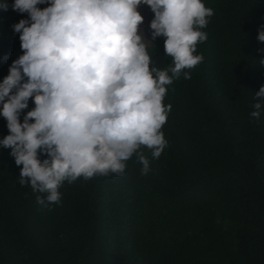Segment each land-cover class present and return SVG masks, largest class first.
I'll return each mask as SVG.
<instances>
[{
    "label": "trees",
    "instance_id": "1",
    "mask_svg": "<svg viewBox=\"0 0 264 264\" xmlns=\"http://www.w3.org/2000/svg\"><path fill=\"white\" fill-rule=\"evenodd\" d=\"M202 2L214 10L196 46L203 61L167 86V145L158 159L141 149L146 175L133 155L122 175L65 182L59 204H41L0 146V264H264V106L250 116L264 86V0ZM3 4L0 82L23 55L13 26L27 20L10 21ZM151 44L150 67L171 65L164 38ZM8 134L0 116V140Z\"/></svg>",
    "mask_w": 264,
    "mask_h": 264
},
{
    "label": "clouds",
    "instance_id": "2",
    "mask_svg": "<svg viewBox=\"0 0 264 264\" xmlns=\"http://www.w3.org/2000/svg\"><path fill=\"white\" fill-rule=\"evenodd\" d=\"M141 4L154 14L152 40L163 37L171 57L163 69L150 67ZM0 7L7 11V4ZM12 9L29 19L13 26L23 55L0 82V116L9 132L0 146L22 166L20 187L42 194L37 203L59 204L65 182L122 175L133 155L146 175L150 160L141 149L153 159L165 149L167 86L203 61L196 46L207 40L201 29L214 10L202 0H14ZM257 40L264 43V29ZM261 97L264 86L252 97V118L261 115ZM29 99L34 108L21 122Z\"/></svg>",
    "mask_w": 264,
    "mask_h": 264
},
{
    "label": "rangeland",
    "instance_id": "3",
    "mask_svg": "<svg viewBox=\"0 0 264 264\" xmlns=\"http://www.w3.org/2000/svg\"><path fill=\"white\" fill-rule=\"evenodd\" d=\"M9 1L11 3V6H12L13 3H14V0H9ZM47 6H48L47 4L37 5V7L40 8V9H43V8H45ZM138 11L144 17V21L140 25L141 31L143 33V36H144L146 41L152 43L154 40H152L151 30H150L149 25H150L151 20L154 18V14L151 12V10L149 9V7L147 5H143V4H141L139 6ZM21 15L25 16L27 20L29 19V16H28L27 13H19L17 11H16L15 14L9 15L8 19L10 21H14L16 18H18ZM150 43L147 46L151 45Z\"/></svg>",
    "mask_w": 264,
    "mask_h": 264
}]
</instances>
